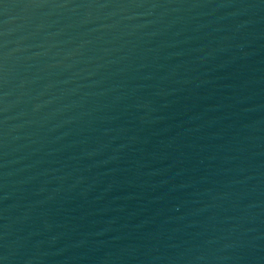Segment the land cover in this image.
I'll use <instances>...</instances> for the list:
<instances>
[{"label": "water", "instance_id": "obj_1", "mask_svg": "<svg viewBox=\"0 0 264 264\" xmlns=\"http://www.w3.org/2000/svg\"><path fill=\"white\" fill-rule=\"evenodd\" d=\"M0 264H264V0H0Z\"/></svg>", "mask_w": 264, "mask_h": 264}]
</instances>
